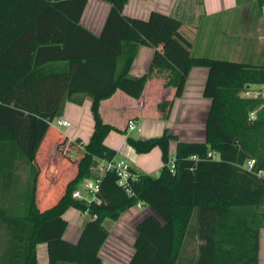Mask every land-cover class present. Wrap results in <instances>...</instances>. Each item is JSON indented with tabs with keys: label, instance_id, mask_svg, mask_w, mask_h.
Instances as JSON below:
<instances>
[{
	"label": "trees",
	"instance_id": "trees-1",
	"mask_svg": "<svg viewBox=\"0 0 264 264\" xmlns=\"http://www.w3.org/2000/svg\"><path fill=\"white\" fill-rule=\"evenodd\" d=\"M86 1L0 0V178L9 181L17 161L25 163L28 177L25 195L11 197V182L0 191V264H37L39 243L47 245L48 264H103L98 251L108 236L104 221L117 220L137 203L150 206L161 221L148 215L137 224L129 264H259L264 179L256 170L264 169V99L240 93L248 85L264 84V63L190 55L196 26L161 17L163 29L178 32L164 41L171 62L154 59L146 74L132 76L139 44L129 32L138 36L141 27L122 15L127 0H105L112 7L100 36L80 24ZM256 1L263 6L264 0ZM192 66L208 68L205 142H178L172 156L169 142L176 136L167 130L148 139L126 135L138 154L160 148L158 175L130 166L135 177L121 185L117 173L108 170L100 177L99 202L74 198L83 178L97 176L94 169L101 160L116 157L104 143L106 135L112 130L127 134V127L102 120L101 101L117 89L139 99L147 80L158 73L164 86L174 89L172 99L157 105L166 119ZM85 95L91 97L93 132L85 143L59 133L52 153L61 193L45 208L37 203L39 179L45 175L38 150L55 130L52 122L61 117L65 103L82 104ZM209 151L217 158L208 157ZM250 158L255 159L252 171L242 167ZM15 204L25 211L13 212ZM70 207L89 217L75 243L64 238L62 215Z\"/></svg>",
	"mask_w": 264,
	"mask_h": 264
},
{
	"label": "crops",
	"instance_id": "crops-1",
	"mask_svg": "<svg viewBox=\"0 0 264 264\" xmlns=\"http://www.w3.org/2000/svg\"><path fill=\"white\" fill-rule=\"evenodd\" d=\"M111 7L112 3L105 0H87L80 18V24L95 36H100ZM242 10L243 12L245 10L247 14L245 18L242 16L241 18L245 22H250L248 18L251 17L253 21V24L242 27L243 38L251 40L264 37V6H260L256 0H127L122 7V15L137 21V25L141 27L138 30V36L129 32L130 38L137 40L139 44L130 66V74L132 76L146 74L154 59L167 64L171 62L170 55L164 48V41L167 38L178 36V32L175 30L176 32L173 33V31L163 29L161 17H174L196 26V36L189 53L193 56H207L200 52V49L195 54L199 35L198 20L203 18L207 21L217 20L220 23L225 20V15L228 12H242ZM140 23L144 25H140ZM218 23L216 24L218 25ZM156 38L161 42L158 43ZM247 45L251 48L250 51H246ZM247 45L243 50L244 59L246 57L252 59L253 56L259 55L264 61V44L258 47L256 43L250 41ZM240 46L243 48L242 42ZM207 75V67L192 66L190 68L183 94L173 100L170 114L166 119L162 117L157 105L172 99L174 89L164 86L163 75L153 73L147 80L139 99L132 98L117 89L111 97L102 100L99 107L102 120L123 130L126 129L128 121L134 119L137 121L140 130H133L137 134L132 137L141 139L158 137L164 130H167L176 136V139L169 142V153L173 156L178 142H205L206 119L211 106V100L203 96V87ZM90 106L91 97L87 95L84 96L82 104L67 101L61 117L67 119L70 125L68 127H54L55 130L46 134L44 139L47 146H44L43 141L38 150L37 160L45 175L39 179L37 203L42 204L43 207L50 203L47 201L54 203L61 193V188L57 186L53 174L57 161L52 153L54 145L60 139L59 133L72 140L80 138L83 143L87 142L93 132L94 125ZM126 133L112 130L106 135L104 143L116 150L115 159H123L138 171L157 176L162 166L160 148L154 147L147 153L138 154L127 144L126 135L131 136V133L128 129ZM16 165L18 168L9 181L0 178V191L4 184L11 182L8 191L14 199L21 196L19 193L25 195L24 192L28 183V177L23 167L26 166L25 163L17 161ZM94 172L96 173V171ZM14 208L12 209L13 212L17 210L18 213H23L22 209L25 211L24 205L15 204ZM148 215L161 221L150 206H145L142 203H140V207L131 206L122 212L115 221L109 219L104 221L103 224L108 230V236L98 251L103 264H129L135 252L134 242L137 237V224ZM62 216L67 221L64 238L72 243L77 242L83 226L89 218L88 215L70 207ZM262 232L260 250L262 237L264 239ZM36 258L37 264H48L47 245L45 243L36 245Z\"/></svg>",
	"mask_w": 264,
	"mask_h": 264
},
{
	"label": "rangeland",
	"instance_id": "rangeland-1",
	"mask_svg": "<svg viewBox=\"0 0 264 264\" xmlns=\"http://www.w3.org/2000/svg\"><path fill=\"white\" fill-rule=\"evenodd\" d=\"M246 14L247 12L245 10L244 12L243 10L242 12L240 11L238 12L232 11L230 13L228 12V14L225 15L226 16L225 20L223 19L224 21L220 23H218L217 20L207 21L203 18H200L197 23L199 26V35L197 37L195 54H197L198 52L197 50L200 49L201 50L200 52H203L207 56L212 57V58L228 59V60H234V61H243V60L249 59L247 57L246 59L243 58V56H245L243 54L244 53L243 50L245 49L247 43L252 41L253 43H256L259 47L261 44H264V37H257L251 40L243 38L242 27L253 24L251 17L248 18L250 22H245L242 19V18H245ZM216 23H218V25ZM241 42L243 44V48H241L240 46ZM247 47L248 48H246V51L248 50L250 51L251 48H249V45H247ZM256 56L259 58L253 56L254 59L253 58L252 59L254 61L261 62V63L264 62L261 60L262 58L261 56L259 55H256ZM52 126L57 127L55 123L52 124ZM129 133H131V136L137 134V132L135 131H129ZM46 146L47 144L45 145V147ZM52 203L53 201L46 204L45 206L48 207ZM263 234L264 232H262V235ZM260 264H264V239L263 237L261 239Z\"/></svg>",
	"mask_w": 264,
	"mask_h": 264
},
{
	"label": "built area",
	"instance_id": "built-area-1",
	"mask_svg": "<svg viewBox=\"0 0 264 264\" xmlns=\"http://www.w3.org/2000/svg\"><path fill=\"white\" fill-rule=\"evenodd\" d=\"M264 6V3H263ZM242 97L246 98H263L264 99V84H258V85H248L246 86L240 93ZM255 118V111L250 112L249 119L252 120ZM53 122L58 127H68L70 125V122L62 117H57L53 120ZM52 122V123H53ZM53 123V124H54ZM127 129L129 131L133 130H140V127L134 119H130L127 123ZM210 158H217V155L212 153L211 151L207 154ZM192 159H195V156L191 157ZM171 169H173V158H171L169 163ZM255 165V159L250 158L244 161L242 164V167L252 171ZM108 170H114L118 177H119V184L124 185L127 183V180L129 177L134 178L135 176L130 171V165L123 159L117 160H101L97 167H95L96 171V177L94 178H83L78 186L73 190L72 196L76 199H84L87 202L90 201H97L99 202L100 199L97 195L99 191V182L100 177L105 171ZM256 175L260 178L264 179V169H258L256 170ZM138 207H140V203L136 204Z\"/></svg>",
	"mask_w": 264,
	"mask_h": 264
}]
</instances>
